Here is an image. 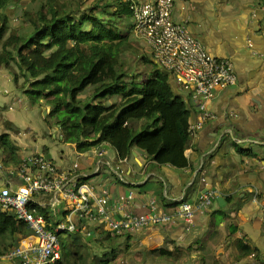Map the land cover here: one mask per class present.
I'll return each instance as SVG.
<instances>
[{
    "label": "crops",
    "instance_id": "crops-1",
    "mask_svg": "<svg viewBox=\"0 0 264 264\" xmlns=\"http://www.w3.org/2000/svg\"><path fill=\"white\" fill-rule=\"evenodd\" d=\"M173 19L185 24L213 57L230 60L237 77L236 84L214 91L208 103L214 117L185 150L186 168L158 166L135 146L125 159L118 158L116 151L105 144L99 149L78 152L74 144L59 138L60 128L51 119L47 120L50 106L42 100L32 104L21 88L23 77L16 85L14 72L3 67L0 68V135L7 134L12 148L0 145V164L4 168L0 169V189L18 185L15 170L28 155L42 153L61 169H68L77 160L84 181L97 190L108 189L115 213H119L122 204L120 197L130 192L133 195L130 202L147 205L155 199L159 208L167 212L175 208L180 198L193 205L195 219L188 231L177 220L125 233L115 240L117 247L125 246L127 252L138 247L135 251H142L141 264L264 262V5L260 0H174ZM127 22L129 27L124 30L133 34L131 17L122 23ZM10 67L18 71L15 64ZM171 86L184 100L190 112L189 122H194L199 115L197 103L177 92L172 83ZM114 101L112 97L108 103ZM228 128L237 136L251 137L260 143L236 144L226 133ZM70 148L72 153L68 152ZM99 153L118 168L123 180L107 167L99 174L89 175ZM205 188L208 192L204 195L214 188L223 203L214 196L211 204L203 208L198 193ZM104 232L108 231L96 225L72 235L91 246L98 245L96 240L103 238ZM19 237H15L11 248ZM11 241V238L0 239V264H18L17 260L5 257ZM103 242L108 246L107 241ZM239 244L256 251L240 257ZM159 247L168 250L177 247L180 258L168 259L149 252Z\"/></svg>",
    "mask_w": 264,
    "mask_h": 264
},
{
    "label": "trees",
    "instance_id": "trees-1",
    "mask_svg": "<svg viewBox=\"0 0 264 264\" xmlns=\"http://www.w3.org/2000/svg\"><path fill=\"white\" fill-rule=\"evenodd\" d=\"M21 1L0 0V68L14 72L16 85L23 77L21 88L32 104L45 100L50 106L47 120L60 128L62 141L74 144L80 153L105 144L120 159L127 158L135 146L158 166L186 168L185 150L192 138L188 132L190 112L184 100L173 91L169 75L152 57L142 56L143 63L150 66L143 79L128 69L124 53L134 51L135 43L130 31L120 24L131 17L129 4L124 0H96L89 9H80L81 2L74 8L71 2L42 0L29 21L32 31L23 35L10 29L5 12L9 4ZM260 2L264 5V0ZM89 87L93 88L91 94L81 100ZM112 97L119 100L108 103ZM7 137L0 135V145L11 149ZM31 208L53 229L55 223L45 207ZM27 233L26 224L12 211L0 209V239L12 240L6 251L15 244L17 235ZM101 234L104 239L96 240L98 246L107 241L109 250L101 257L96 255L94 264H108L118 251L115 240L120 235ZM59 240L60 258L50 264H86L79 236L63 232ZM238 249L240 257L256 251L241 244ZM149 252L180 258L177 247Z\"/></svg>",
    "mask_w": 264,
    "mask_h": 264
},
{
    "label": "built area",
    "instance_id": "built-area-1",
    "mask_svg": "<svg viewBox=\"0 0 264 264\" xmlns=\"http://www.w3.org/2000/svg\"><path fill=\"white\" fill-rule=\"evenodd\" d=\"M124 1L131 10L135 38L149 49L158 68L168 72L176 91L197 103L198 118L188 125L189 135L193 138L214 117L208 108L214 91L236 84L232 62L213 57L190 34L185 24L173 19L174 0ZM226 133L239 145L260 143L251 137L235 135L231 128ZM59 138L62 139V133ZM79 166L75 160L68 169H61L42 153L21 159L15 170L18 185L0 189V209L12 211L17 219L26 224L29 233L20 235L17 244L5 254L8 260H17L18 264L53 263L60 258L59 234H77L88 230V226H101L112 235H123L177 220L184 223L186 231L192 227L195 210L184 198H180L175 208L167 212L159 208L155 199L147 205L130 202L133 197L130 192L120 197L122 204L119 213H115L110 206L108 189L97 190L84 181ZM106 167L123 180L118 168L103 158L102 153L96 155L89 175L99 174ZM0 169H4L2 164ZM202 196L199 198L200 205L206 208L211 204L214 193ZM31 206L47 209L55 223L53 229H50L52 224L42 214H35ZM141 208L145 210L138 212Z\"/></svg>",
    "mask_w": 264,
    "mask_h": 264
},
{
    "label": "rangeland",
    "instance_id": "rangeland-1",
    "mask_svg": "<svg viewBox=\"0 0 264 264\" xmlns=\"http://www.w3.org/2000/svg\"><path fill=\"white\" fill-rule=\"evenodd\" d=\"M62 2L69 3L71 2L72 6L76 8L78 4L81 2L79 6L80 9H89L94 5L96 0H59ZM43 3L42 0H23L20 3H12L7 6L5 12L9 17V27L12 31H16L19 34L26 35L32 31L29 21L32 19V16L35 12L41 7ZM120 26L123 29L129 27L128 22L126 24L121 23ZM133 34L130 32V38L135 43L134 51H128L124 53V57L127 61V66L130 71L135 74H140V80L143 79L149 73L150 66L148 64H144L142 56H146L151 58L149 53V49L142 43H138L134 40ZM146 74V75H145ZM92 87L86 89L85 92L80 96L81 100H85L89 97L92 92ZM115 101L119 100V97H113ZM43 104L45 105V100L42 99ZM53 122V121H52ZM58 136V135H56ZM69 153H72L71 148L68 150ZM107 245L98 246L96 243H92L91 246L87 244H83L84 255L86 264H94L95 257L99 253L106 252L108 248ZM120 246V245H119ZM138 248V247H136ZM136 248H132V251L127 252L125 250V246L116 247L118 250L117 255L113 257L108 264H141L140 257H142V251H135ZM136 254V255H134ZM103 255V254H102ZM101 254L98 257L102 256ZM135 258H134V257ZM74 256H71L70 260H73ZM150 264H156V261H153Z\"/></svg>",
    "mask_w": 264,
    "mask_h": 264
},
{
    "label": "water",
    "instance_id": "water-1",
    "mask_svg": "<svg viewBox=\"0 0 264 264\" xmlns=\"http://www.w3.org/2000/svg\"><path fill=\"white\" fill-rule=\"evenodd\" d=\"M163 72L168 75V72L167 71H163ZM211 191H213L214 196L216 197L217 201L219 203H223V198L218 194V192H216L214 188H212ZM207 192H208V188H205V189L201 190L198 193V198H200L203 194H206Z\"/></svg>",
    "mask_w": 264,
    "mask_h": 264
}]
</instances>
